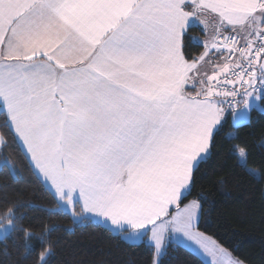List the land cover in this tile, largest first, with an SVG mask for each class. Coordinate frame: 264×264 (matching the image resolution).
Masks as SVG:
<instances>
[{"label":"snow or ice","instance_id":"snow-or-ice-1","mask_svg":"<svg viewBox=\"0 0 264 264\" xmlns=\"http://www.w3.org/2000/svg\"><path fill=\"white\" fill-rule=\"evenodd\" d=\"M192 5L228 25L264 24V0H192ZM188 7V0H0V114L8 131L70 216L94 217L129 241L139 240L150 226L155 264L166 242V224L158 221L191 190L229 109L234 117L244 114L237 106L250 105V87L264 103V76L244 72L224 81L222 90L211 83L214 73L206 89L184 93L197 67L184 56L196 14ZM230 39L223 47L235 51ZM253 43L240 50L249 66L253 52L264 55V43L258 50ZM74 53V62L62 59ZM76 64L84 74L71 71ZM221 71L227 73L229 64ZM145 142V152L161 150L154 153L161 163L121 174L117 165L136 156ZM199 207L184 206L185 220L176 231L209 251L203 234L193 231ZM47 255L39 254L38 264Z\"/></svg>","mask_w":264,"mask_h":264},{"label":"trees","instance_id":"trees-1","mask_svg":"<svg viewBox=\"0 0 264 264\" xmlns=\"http://www.w3.org/2000/svg\"><path fill=\"white\" fill-rule=\"evenodd\" d=\"M195 35H203L201 28L189 26L184 56L190 61L204 51ZM0 135L4 145L0 159L8 158L15 170L8 164L0 168V218L12 221L11 231L0 237V264H38L39 254L46 250L43 264H153L154 246L146 239L128 241L110 227L87 218L76 221L63 210L13 139L3 114ZM233 145L246 149V164L258 176L240 163L237 149L234 154L229 151ZM191 200L200 205L199 231L242 263L264 264V112L252 108L249 120L237 126L229 116L225 119L179 206ZM160 264L206 263L170 240Z\"/></svg>","mask_w":264,"mask_h":264},{"label":"crops","instance_id":"crops-1","mask_svg":"<svg viewBox=\"0 0 264 264\" xmlns=\"http://www.w3.org/2000/svg\"><path fill=\"white\" fill-rule=\"evenodd\" d=\"M197 2L199 3V0H197ZM204 2H208V0H204ZM188 3H189V7L186 10L188 11L194 10L196 12L195 16H193L190 19L189 26L197 25L201 28L203 32V35H195L193 37L195 41L201 43L204 46V51L200 55V57L196 60L197 63L196 69L190 70L189 72V82L185 90L190 91L191 93L184 91L186 95H195L201 89L207 88L209 83L208 81L209 76L214 75V73L223 72L221 71V69L223 68L224 64L228 63L230 67L237 64L243 59V57H241V54H236L234 57L230 58L227 48L223 47V44L217 40L218 34H223L224 32L227 31H233L238 33L242 37V41H243L242 49L246 50L248 41L252 40L255 43V40L259 32H261L264 27V24H261L258 27L257 26L249 27L247 25H235V26L228 25L227 22L223 21L218 16V14L212 13L208 9H201V8L194 9L192 5V0H188ZM246 53L247 51H245V55ZM201 57L203 58L201 59ZM262 57H260V60ZM62 59H65V62L69 63V62H74L76 59H78V56L74 53ZM188 61L190 63L193 62L190 60ZM56 71L59 74L60 69H56ZM71 71L75 73L77 76L84 74L83 66L79 64H76L75 67L71 69ZM250 88H248V90ZM191 89L194 91V93L193 91H191ZM228 116L230 117L231 122H233L234 114ZM145 147H147V142H145L144 147L138 149L137 155L132 157L134 159L132 163H128L126 166L122 168L120 166H117L121 174L130 172L131 170L138 169L140 167L154 166L156 164L161 163V160L157 159V156L154 154L161 150L157 146H153L152 148L148 149L147 152H145ZM39 177L42 180V176ZM44 184L49 188V185L47 183ZM177 207L178 206L176 205L171 206L170 210L172 208H174V210L172 212L169 211V213L165 217L160 218V221H158V225L160 223L166 224V231L164 233L166 242L163 248H166L167 242L170 240L177 242L170 234L171 228H173V226L175 225V223L172 222V217L174 216V212ZM92 220H95V218L93 217ZM110 228L119 231L114 226H110ZM150 237H151V228L149 226V230L139 240L142 241L143 239H146L150 244L154 246V241H151ZM140 241H131V242H140Z\"/></svg>","mask_w":264,"mask_h":264},{"label":"rangeland","instance_id":"rangeland-1","mask_svg":"<svg viewBox=\"0 0 264 264\" xmlns=\"http://www.w3.org/2000/svg\"><path fill=\"white\" fill-rule=\"evenodd\" d=\"M257 71L258 70H256V74L254 75L255 78H258V72ZM185 88H184V91L190 92V91L185 90ZM191 91H193V90L191 89ZM248 91L250 93H252V95L249 97L250 105L246 108L245 105L243 104V102H241V105L237 106L240 110L243 111L244 114L241 115L240 113H235V117L233 118V122H232V124L234 126L246 123L249 120L250 110L252 108H256L259 111L264 112V103L259 101V99L257 97V89L255 87H251ZM193 93H194V91H193ZM225 107H227V106L225 105ZM231 114H234V113H233L232 109H229L228 115H231ZM2 141H3V139H2V136L0 135V145L2 144ZM236 152H237V155L239 157L240 163L242 165H244L251 173L258 176L259 172L256 169H254V168H252L246 164V152H245V150L241 149V148H237ZM242 152L244 153L243 155L241 154ZM3 160H4V158L0 159V168L4 164ZM133 160L134 159L131 158V159H128L126 161H121L117 166H120L122 168V167L126 166L128 163H132ZM7 161H8V165L11 167L12 171L14 172L15 170H14V167H13L11 161L8 158H7ZM125 179H126V177H125ZM193 202L199 204L196 200H191V201L185 203L184 205H180L176 208V210L174 212V216H178L179 220L175 223L173 228H171L170 234L172 235V237L178 243L188 247L194 253H196L198 256H200L206 264H229V261H232V264H235V261L238 260L237 258H235L227 249H225L223 246H221L212 237H210L209 235H207L205 233H202L201 231H199L197 229V227H196L197 221L195 218L192 221L193 231L203 234L202 243L207 246L209 251H205L204 248H202L199 244L196 243L195 240H190L188 237H185L183 235V232H177L176 231V229H178L182 226V224L185 220V217L180 215V213H182L184 211V206L185 205L191 206L193 204ZM59 204H60V201H59ZM60 207L63 210H65L61 204H60ZM76 207H77V211H79L80 206L77 204ZM178 208H179V211H178ZM199 210H200V208L195 209V211H197L198 213H199ZM73 218L76 221H82L86 217L81 216L80 219H76L75 217H73ZM8 224H9V220L8 221H2L0 218V226H3L4 229H7V232H5L3 228H0V237L7 235L11 231L12 225H11V228H8ZM114 231H117V230H114ZM117 232H119L122 236V233L120 231H117ZM136 241H140V240H136ZM164 251H165V248L162 247V249L159 252V258L162 256ZM156 259H157V252L154 248L153 264H155ZM242 264H244V263H242Z\"/></svg>","mask_w":264,"mask_h":264},{"label":"built area","instance_id":"built-area-1","mask_svg":"<svg viewBox=\"0 0 264 264\" xmlns=\"http://www.w3.org/2000/svg\"><path fill=\"white\" fill-rule=\"evenodd\" d=\"M262 31H264V27H263ZM228 37H233L234 38V41L230 39V40H228V43L231 46V48L235 49V51H230V49L227 48L229 57L232 58L236 54H240V50L242 49V45H243L242 42L243 41H242L241 35H239L236 32H233V31H227V32H224L223 34H218L217 40L219 42H221L222 44H224L225 39L228 38ZM261 43H264V37H259V34H258V36H257V38L255 40V43L253 44V48L258 50V45L261 44ZM247 54L248 53H246V55ZM260 57H257L255 55V52H253L252 53V64H251V66H249L247 61L243 58L237 64H235L233 66H230L229 67V71L227 73H225V72L217 73L218 75L216 76V79H214L211 82L212 85L215 87V85L217 83H219L220 87H221V90H222L223 86H224V81H226L228 79L236 80L237 77L242 72L249 73V74H252L254 76L256 74V70H259V65L258 64L260 63ZM237 65H242V67H238ZM243 78H244V80H248L249 79V75H244ZM228 87H229V89H231L232 86L229 85ZM236 88H237V90H241L239 84L236 85Z\"/></svg>","mask_w":264,"mask_h":264},{"label":"water","instance_id":"water-1","mask_svg":"<svg viewBox=\"0 0 264 264\" xmlns=\"http://www.w3.org/2000/svg\"><path fill=\"white\" fill-rule=\"evenodd\" d=\"M264 76V56L261 58L259 63V70H258V79Z\"/></svg>","mask_w":264,"mask_h":264}]
</instances>
